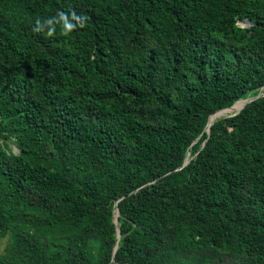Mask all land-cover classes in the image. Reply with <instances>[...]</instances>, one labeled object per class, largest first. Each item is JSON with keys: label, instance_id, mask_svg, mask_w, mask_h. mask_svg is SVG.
Returning <instances> with one entry per match:
<instances>
[{"label": "trees", "instance_id": "1", "mask_svg": "<svg viewBox=\"0 0 264 264\" xmlns=\"http://www.w3.org/2000/svg\"><path fill=\"white\" fill-rule=\"evenodd\" d=\"M261 93L264 0H0V264H264Z\"/></svg>", "mask_w": 264, "mask_h": 264}, {"label": "water", "instance_id": "2", "mask_svg": "<svg viewBox=\"0 0 264 264\" xmlns=\"http://www.w3.org/2000/svg\"><path fill=\"white\" fill-rule=\"evenodd\" d=\"M252 23L250 22V21H246L245 23H244V26H247V25H251ZM262 96H264V93H261V94H258L257 96H254V97H249V98H246V99H244L245 100V105L247 104V103H249V102H251V101H253V100H255V99H257V98H260V97H262ZM237 103V102H236ZM235 103V104H236ZM234 104V105H235ZM233 105V106H234ZM244 105V106H245ZM233 106H231V107H229V108H225V109H223V110H228V109H231ZM244 106L242 107V109L244 108ZM242 109H240L239 111H236V112H234V113H232V114H230V115H234V114H237V113H239ZM220 111H222V110H220ZM220 111H217L216 113H218V112H220ZM216 113H214V114H216ZM214 114H212L211 116H210V118L214 115ZM210 118H209V121H208V124H207V127H206V131H208V132H210V126H211V124H212V122H210ZM218 118V117H217ZM188 158H187V160H186V162L183 164V166L184 165H186L187 163H188ZM182 166V167H183ZM181 168V167H180ZM119 216V210L117 209V217ZM115 222L117 223V218H115ZM120 236H121V234H120V232L118 231V238H120Z\"/></svg>", "mask_w": 264, "mask_h": 264}, {"label": "bare ground", "instance_id": "3", "mask_svg": "<svg viewBox=\"0 0 264 264\" xmlns=\"http://www.w3.org/2000/svg\"><path fill=\"white\" fill-rule=\"evenodd\" d=\"M245 105V100L243 101H240L238 103H236L231 109H228V110H223V111H220L216 114L213 115V117L210 119V122H213L216 118H217V115L219 113H222V112H225V113H229V112H236V111H239L240 109H242V107ZM117 214V213H116Z\"/></svg>", "mask_w": 264, "mask_h": 264}, {"label": "rangeland", "instance_id": "4", "mask_svg": "<svg viewBox=\"0 0 264 264\" xmlns=\"http://www.w3.org/2000/svg\"><path fill=\"white\" fill-rule=\"evenodd\" d=\"M245 22H246V21H241L240 23H241V25H244ZM232 113H234V112L225 113V114H223V115H221V116H219V117L227 116V115H230V114H232ZM219 117H218V118H219ZM13 150H14V152H16V153L19 152V148L17 147V145H13ZM4 243H5V241H4ZM4 243H3V245H4Z\"/></svg>", "mask_w": 264, "mask_h": 264}]
</instances>
